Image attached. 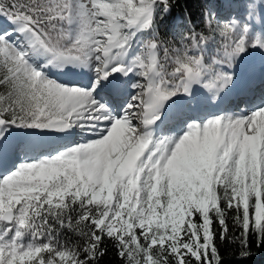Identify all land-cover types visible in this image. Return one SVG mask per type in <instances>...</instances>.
Instances as JSON below:
<instances>
[{"label": "snow or ice", "instance_id": "snow-or-ice-1", "mask_svg": "<svg viewBox=\"0 0 264 264\" xmlns=\"http://www.w3.org/2000/svg\"><path fill=\"white\" fill-rule=\"evenodd\" d=\"M109 245L264 248V0H0V264Z\"/></svg>", "mask_w": 264, "mask_h": 264}, {"label": "trees", "instance_id": "trees-1", "mask_svg": "<svg viewBox=\"0 0 264 264\" xmlns=\"http://www.w3.org/2000/svg\"><path fill=\"white\" fill-rule=\"evenodd\" d=\"M194 11V18H195V10ZM173 15L177 18L181 16V10L176 9L174 10ZM102 264H119L118 259L116 258L114 251L112 250L111 246H108V253L104 257ZM227 264H236L234 257L227 258ZM245 264H264V248H258L253 246L252 249V256L245 261Z\"/></svg>", "mask_w": 264, "mask_h": 264}]
</instances>
